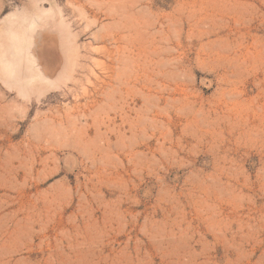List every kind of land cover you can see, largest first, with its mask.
Masks as SVG:
<instances>
[{
  "label": "rangeland",
  "instance_id": "374dc122",
  "mask_svg": "<svg viewBox=\"0 0 264 264\" xmlns=\"http://www.w3.org/2000/svg\"><path fill=\"white\" fill-rule=\"evenodd\" d=\"M0 264H264V0H0Z\"/></svg>",
  "mask_w": 264,
  "mask_h": 264
}]
</instances>
